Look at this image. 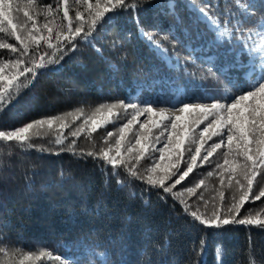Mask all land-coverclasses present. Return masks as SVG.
Returning a JSON list of instances; mask_svg holds the SVG:
<instances>
[{
	"label": "trees",
	"instance_id": "obj_1",
	"mask_svg": "<svg viewBox=\"0 0 264 264\" xmlns=\"http://www.w3.org/2000/svg\"><path fill=\"white\" fill-rule=\"evenodd\" d=\"M41 2L56 6V0ZM190 2L210 3L212 14L221 22L227 15L229 0H172L174 12L168 9V0H141L135 14L131 9L109 13L89 37L91 43L78 41L74 51L68 52L57 64L40 70L34 86L22 89L0 112V130L81 107L86 113L100 103L117 99L135 103L138 99H153L154 94L161 97L164 92V100H168L179 87L189 96L205 92L211 96L223 91L226 80L220 71L213 69L219 83L200 79L201 73L208 74V65L200 63L203 57L198 48L201 46V51L205 49L206 53L210 49L216 52L217 48L212 43V32L199 20L198 13L190 9ZM257 2L259 4L260 0ZM69 3V15L74 17L76 5L74 0ZM256 12L255 19H259L264 15V6H258ZM59 15L62 17V11ZM40 22H43L42 17ZM141 29L155 33L157 39L167 36L161 44L183 64L189 55L199 57L196 66L187 65L194 75L186 74L182 67H170L142 37ZM227 47L225 44L219 48L223 57L220 65L232 80H237L245 66L233 65L231 54L224 55ZM0 56L7 58L8 50L0 49ZM123 121L119 119L114 125L98 129L92 134V140L84 134L79 138L69 135L65 146L76 140V154L60 152V146L48 145V141L54 139L48 135L34 139L33 143L54 147L57 151L17 150L4 158L0 167V236L5 243L32 251L47 248L78 264H218V247L223 251L222 264H250L248 246L251 241L252 261L264 264V228L239 224L220 228L202 225L185 212L184 205L170 193L128 178L123 168L118 169L120 176L117 177L104 161L79 154L81 150L87 153L107 147L106 132ZM80 123L82 120L73 124L72 129ZM72 129H66L65 134ZM222 152L223 149L218 150L214 156ZM214 156L210 157L211 163L194 169L173 189L183 191L202 179L205 181L195 195L184 192L183 199L191 211L199 209L201 213L210 214L213 203L219 205L218 191L225 189L216 182L218 175L208 176L217 163L212 162ZM146 165L142 161L138 166L141 174ZM118 179L124 183L118 184ZM261 186H264V175L258 176L254 190L259 191ZM225 195L226 208L231 203L230 189L225 190ZM204 201L209 202L207 207ZM262 206L264 198L246 202L242 213L248 209H252L253 214L256 210L264 211ZM87 249L89 253H85ZM101 253L106 254L105 260L99 257Z\"/></svg>",
	"mask_w": 264,
	"mask_h": 264
},
{
	"label": "snow or ice",
	"instance_id": "obj_2",
	"mask_svg": "<svg viewBox=\"0 0 264 264\" xmlns=\"http://www.w3.org/2000/svg\"><path fill=\"white\" fill-rule=\"evenodd\" d=\"M74 3L76 11L72 17L69 15V0H56L55 7L41 0H0V49L8 50L7 58L0 56V112L18 97L22 89L34 86L40 70L57 64L68 52L74 51L78 41L91 43L89 37L109 13L131 9L135 14L141 0H74ZM258 6H264V0H260L259 4L257 0H229L227 15L221 22L212 14L210 3L192 4L199 20L212 32V43L217 51L210 49L202 59L193 55L185 57L182 71L194 75L188 71L187 65L196 66L200 59L201 64L208 65V74L201 73V81L219 83L216 71H213L216 69L225 76L223 91L211 96L206 92L200 96H189L180 94L178 90L168 100L138 99L135 103L117 99L98 104L90 113H85L81 107L0 130V167H3L4 158L17 150L57 151L54 147L33 143L34 139L48 135L54 137L48 145L60 146V152L76 154V140L65 146L69 135L79 138L84 134L92 140V134L98 129L115 124L122 109L126 122L116 132H106L104 143L107 147L87 153L81 150L80 155L104 161L117 177L120 176L118 169L123 168L128 178L141 180L152 188L170 193L184 205V211L202 225L220 228L239 224L264 228V211L256 210L253 214V210L248 209L242 213L246 202L264 198V186L259 191L254 190L258 176L264 175V15L255 19ZM167 7L174 12L172 0H168ZM61 11L62 17L59 15ZM41 17L43 22H40ZM141 35L162 57L168 55V50L161 44V40L168 39L167 36L157 39L155 33L143 29ZM7 38L15 43H10ZM225 44L228 47L224 55L231 54L233 65H245L237 80H232L220 65L223 57L219 48ZM176 66L181 67L179 59ZM160 104L169 106L161 107ZM81 120L82 123L72 129V125ZM66 129L72 130L65 134ZM114 136L112 143L110 141ZM161 140L162 146L157 147ZM221 149L222 163H216L208 176L218 175L223 189H235L231 203L224 207L227 199L225 190H219V205L213 203L210 214L201 213L199 209L191 211L190 205L183 199L184 192L195 195L196 189L205 181L202 179L194 187L183 191L174 192L173 189L181 185L194 169L209 163V158ZM154 152L159 153L158 158L152 156ZM149 158L151 166L141 174L138 166ZM117 183L123 184L124 181L118 179ZM200 198H203L202 194ZM204 203L207 207L209 202ZM203 247L201 241V250ZM253 254L249 241L250 264H254L251 259ZM222 255L223 251L218 247V264H222ZM100 256L106 254L101 253ZM51 261L78 264V261L55 255L47 248L32 251L12 246L0 236V264H42Z\"/></svg>",
	"mask_w": 264,
	"mask_h": 264
},
{
	"label": "rangeland",
	"instance_id": "obj_3",
	"mask_svg": "<svg viewBox=\"0 0 264 264\" xmlns=\"http://www.w3.org/2000/svg\"><path fill=\"white\" fill-rule=\"evenodd\" d=\"M192 4H193V2H190L189 3V7H190V9L191 10H193L194 12H196L195 11V9L192 7ZM197 5V4H196ZM197 13V12H196ZM199 15V14H198ZM144 38V37H143ZM90 39V38H89ZM145 39V38H144ZM146 40V39H145ZM147 42V41H146ZM148 43V42H147ZM149 44V43H148ZM150 45V44H149ZM152 48H153V46L152 45H150ZM154 49V48H153ZM199 49V52H200V56H202V57H204L206 54H208V53H206V51L207 50H205L204 49V51L202 52L201 50V46L198 48ZM155 50V49H154ZM156 51V50H155ZM157 52V51H156ZM158 53V52H157ZM159 54V53H158ZM160 55V54H159ZM161 56V55H160ZM194 56H195V54H194ZM162 57V56H161ZM165 61H166V63L170 66V67H177L176 66V60L178 59L177 57H174V56H171L170 54H169V52H168V55L167 56H163L162 57ZM180 65H181V67H183L184 66V64L183 63H181L180 62ZM244 65V64H243ZM245 66V65H244ZM169 88L171 89L172 88V86L171 85H169ZM179 90V93L180 94H185V90L183 89V88H179L178 89ZM178 90H177V92H178ZM162 92V91H161ZM163 94H164V92H162L160 95H162L161 97L159 96V97H157L158 95L156 94H154L153 95V99H161V100H164V96H163ZM162 107V106H161ZM85 111V110H84ZM92 111V110H91ZM91 111H86V113H90ZM130 111V110H129ZM119 115H120V118L119 119H123L124 121L120 124V125H122L123 123H125L126 122V119H127V117L125 118L124 116H125V114H124V111L121 109L120 110V113H119ZM119 119H117V120H119ZM141 119H144L143 117L141 118ZM119 125V126H120ZM118 126V127H119ZM118 127L116 128H113L111 131H113V132H116L117 131V129H118ZM201 127H203V126H201ZM105 137V136H104ZM114 139H115V136L111 139V141L110 142H112V143H114ZM209 143H211V141L209 142ZM162 144H163V140H161V142H160V144H158L157 145V147H161L162 146ZM194 147V146H193ZM223 153V152H222ZM152 156L153 157H156V158H158V156H159V153L158 152H154L153 154H152ZM210 159V158H209ZM147 160V161H146ZM222 160H223V155L221 154V153H219V154H216L215 156H214V158H213V160H212V162H217V163H222ZM143 162H145V168H147V167H149V166H151V163H152V160H151V158H149V159H145V160H143ZM210 163H211V160H210ZM206 182H209V180L208 181H206ZM216 182H220V179H218ZM206 186V185H205ZM235 192V189H230V197H232V195H233V193ZM90 252V250H85V253H89ZM99 257L102 259V260H105V257L106 256H104V257H101L100 255H99Z\"/></svg>",
	"mask_w": 264,
	"mask_h": 264
}]
</instances>
